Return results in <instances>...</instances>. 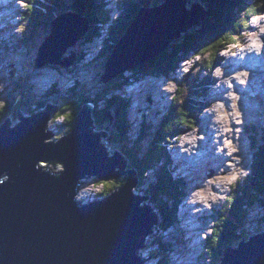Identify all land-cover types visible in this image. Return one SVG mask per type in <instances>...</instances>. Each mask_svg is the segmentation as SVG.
<instances>
[{"label": "water", "instance_id": "95a60500", "mask_svg": "<svg viewBox=\"0 0 264 264\" xmlns=\"http://www.w3.org/2000/svg\"><path fill=\"white\" fill-rule=\"evenodd\" d=\"M164 2L142 9L127 26L104 65L101 82L154 60L205 19L200 3L188 8V0ZM54 17L38 46L35 69L69 67L74 56L63 58V53L89 30L88 21L71 10ZM20 101L14 105L18 124L10 127L5 121L0 127V264H141L138 250L158 220L144 197L134 193V172L106 198L88 203L76 198L84 176L109 181L124 167L121 155L108 157L99 144L106 133L90 131L91 104L83 105L68 135L47 142L48 113L23 117ZM50 107V113L56 110ZM51 161L62 164L61 171L41 166ZM249 238L226 247L217 264H264V232Z\"/></svg>", "mask_w": 264, "mask_h": 264}, {"label": "rangeland", "instance_id": "374dc122", "mask_svg": "<svg viewBox=\"0 0 264 264\" xmlns=\"http://www.w3.org/2000/svg\"><path fill=\"white\" fill-rule=\"evenodd\" d=\"M69 1L57 0L60 6L62 4L69 5ZM122 1L123 0H118V2L115 3H110V1H108V4L110 6V8H108L106 0H90L88 3H92V5H99L100 7H102L103 10L108 12V16L106 15L102 21L98 22L99 28L101 30L99 36L94 37L93 40L88 43L82 44V46L76 44L69 46L65 50L62 55L63 58L74 56V61L69 67L46 65L37 69L34 68L33 63L37 55L38 45L42 43V38H37V42L39 43L36 45L35 35L41 34L43 30H41L40 28H34L31 25V22H33L34 20L30 19V17L26 19L27 15L25 16V14L30 10V4L27 0H8L7 2L1 1L0 85H2V87H0V92L5 89L6 86L11 83V81L22 79L24 82H27L29 85H31V91L33 92L31 93V96L33 98L37 96L41 98V96L49 89L50 85L53 83H57V88L60 89L58 90V95L67 97L70 95V92L66 90L70 86H72L74 80L79 81L81 85V88L78 92L80 94L85 92L89 94L101 93L105 88L101 86L103 85V82L100 81L101 76L99 75L102 74L104 71V64L102 65V62H100V60H95L94 58L96 57L98 52L107 44L106 43L104 45L102 41L105 40L104 42H107V37L111 40L112 35H109L111 32L108 31V27L111 23L113 24L116 20H118V16L122 14L121 9L124 7L125 0L123 2ZM167 1L169 2L171 0H166L164 4ZM246 1L250 2V0H245L242 2L246 3ZM40 2L42 7H37ZM30 3L38 10L41 9V15L46 14L50 10L49 8L53 7V0H30ZM190 5V2L188 1L187 7L190 8ZM2 8L9 10V12H12V15L6 13L5 10L2 11ZM11 8H15V10H12ZM92 9L93 8L89 7L86 11V14L92 12ZM57 11L58 10L54 11L52 19L51 17H49L50 21L53 20V17L55 16V14H57ZM71 12L73 13L74 11L71 10ZM261 15L262 14L256 17H251L247 22V25L244 27L247 28L244 30L241 29L242 32L240 34H237V43L228 46V49L230 50L234 48L232 52L225 50L224 52L221 51L217 53V57H223L224 59L222 62H226V65H229V67L234 71H237V68L235 67L232 61H229L228 59L226 61V58L237 55L235 53L239 52V50L243 48V44H241V42H244L243 40L249 38L251 39V42L249 43L252 44L254 37L251 36L250 29L260 20H264L263 17L260 18ZM240 17H244V15L242 13H238L236 18L238 19ZM221 28L222 27H219L218 29ZM27 33H29L30 35V37L27 38V41L29 42H26V40L22 41L21 38H23L24 34ZM260 33L261 31L259 32V34ZM47 34H49V31ZM256 41L260 44V48H264V36L258 37ZM239 46L240 49L237 50L238 48H236L235 50V47ZM211 53L212 51H209L202 54L200 57H190L189 59L181 62L175 72L167 76L146 75L129 85H124L114 90V93L116 95H122L124 98H128L131 101L128 112L133 126L131 127V130H129L128 136L131 141H135L138 144V138L141 133V130L143 133L146 130V126H144V123H150V125H155L158 119H160L163 113H165L166 110L169 108V106L173 102V99L176 96H181L183 99H193L194 97L202 99V105H200L199 107L201 111L196 117L195 126L187 128L182 127L181 130H179L180 136L175 140L174 146L172 144V146L174 148L179 149L180 152L183 151V153L187 157H191L190 160H188L187 167L184 168L183 171L179 170L178 167L181 165L182 161L184 160V157H182V159L180 160L177 159L180 153H178V150H175L173 152L174 149L173 147H171V145L168 146L169 149H166L169 153L165 152V155L171 158V166L172 169H174L173 173L175 178L182 182L181 186L184 187V190L187 192V194H185L184 202H182V205H180L178 208L176 218L173 219V224L175 225H172V227L169 226V229H164L162 231L159 230L160 228H157V221L152 225L150 233L146 234V236L144 237V245L142 244L143 247L139 248L137 253L140 258H144L141 264H154V261L158 264L157 260H151L156 257H150V251L152 250V247H156V244L153 242L154 236H156V234H159L161 242L165 244V248L171 251L165 252L168 253L166 254L167 256H164L165 262H169V264H176L177 261H179L180 257L178 258L177 252L175 253L173 250H179L180 254L183 255L180 258L181 262H178V264H183V262H186L187 264H211L212 262V260L208 256L209 254L204 253L206 249L204 243V236L210 234L212 230L215 231L214 227L215 224L219 222L218 219L223 218V216H228V213L225 212L222 215L219 213L216 215L215 212H220V210L223 208V203L227 195L229 196V193L236 190L235 186L233 187V185L238 180L243 182V180H245V176H240L239 174H237V179L233 181V185L231 184L232 186L228 185L227 191H223L224 188H221L220 185L217 186L216 183H213L214 188L212 193L217 194L218 201H215L216 203L213 204L212 201L209 200V207H205L204 205L202 206L203 209H206V212L204 214L206 219L203 220V214H194L192 212L193 210L188 200L190 197V193L194 192V189L197 185L198 187H200L198 190L207 187V182L210 181V176L214 174L213 159H215V154L210 145L212 142L219 140L217 137L219 133L216 132V127L208 128L210 140H207L205 135H201L198 133L193 134V131L197 129L200 130L199 127L203 126L201 125L200 120L205 119V116L208 113H212L213 111H218L220 109L227 111L224 114L223 112L220 113L219 119L222 122L226 119H231L230 114L232 116V121L228 124L227 127L224 128L226 130L225 133L229 136L226 140V144L228 146V154L230 156H226L225 158V168L228 172L227 176L231 175L235 169H240L242 171H246L247 173L250 172V163L253 153L252 140L250 139L252 135L248 132L249 128L247 126L250 127L251 125H255L264 131V92L261 91L262 89L260 87V95H258L257 97L251 95L252 93H254L252 89L260 85L257 84L254 88H246L245 92L243 93H237L232 87V82L230 79H227L223 85L217 83L216 79L219 75V67H217L218 64L214 66V69L212 66L209 68H206L207 66H205L207 60L212 59L211 55L213 54ZM263 56V54L261 56L258 54V57L261 59L262 62H264ZM185 69H187V71H185ZM187 72H191V76L188 79L184 77V74ZM233 75H235V73H233ZM204 77H208L210 84H208L207 86L202 85L201 88L203 89H199L201 93L199 92V90H197L194 93L195 96H193L192 92L197 88H192V83L194 86L195 82L201 81ZM235 77L237 79V82H240L242 80L240 78V75L238 74ZM159 85L163 87L164 94L162 92H159ZM169 85H171V88H169ZM226 87H228V90L222 95L211 94L212 90L215 88L224 90ZM108 93H112V91ZM213 95L218 96L219 98H221V100L214 101L212 99ZM20 98L21 101L19 109H21L20 107L23 102V98ZM135 98H137L138 100H135ZM3 99V97H0V106L3 103ZM231 99L233 101H231ZM37 100L38 98L34 99L33 103ZM137 104H139L140 106ZM102 105L103 104H101V106ZM33 107L34 106L32 105V108ZM255 110H257L256 113L254 112ZM53 112H56V110ZM20 113L23 117L27 115L26 112H22L21 110ZM17 122L18 118L17 120L13 121V123L15 124ZM61 122L62 118L60 117L50 120V128L54 131V126ZM92 128L97 129L96 126H92ZM57 133H59V129H56L55 133L52 134L51 138H49V140L47 141L55 142V140L58 139V137H56ZM106 136L107 135L102 137V140H104ZM192 136L196 138L197 145L200 140L207 142V145L204 146L203 150H199V152L195 153H190L189 146L191 144ZM257 138H259V136ZM150 139L151 136H146L145 139L141 141V151L143 152V154L147 149L146 145L148 144ZM262 142L263 141L261 140L260 143ZM103 144L106 146V149L110 155L116 153V149L111 147L109 144H107L106 142L104 143V141ZM232 149H235V151H232ZM237 152L241 153V159H236L234 157ZM200 157L207 159L208 164L206 165L204 172L200 170L199 174H196V169H198L199 167V161L197 160H199ZM41 164H43V162H41ZM147 167L148 170L144 176L146 179L141 187V191L138 190L137 187L134 188V193H138L139 196L145 197L142 200L145 205H147V199L150 197V190L149 192L148 190H146L147 186H151V184L156 181V175L154 173L153 166H151L150 169L149 166ZM55 168L61 170V168H57V166H55ZM129 171L130 170L127 168V163H124V167L122 169L117 168L116 172L121 173L117 177L122 176L126 179V176L128 175ZM95 177L96 176H88L82 180V184L77 189V199L88 203L91 201L90 199L95 196V193H98V191L102 190L101 184H99L98 186H93V184H95L94 182H96ZM144 190L146 192H144ZM262 198L264 200V195L262 196ZM151 204L154 203L151 202ZM184 206H186L185 208L187 209V211L181 212ZM153 207L154 211H156V218L159 220L160 215L157 213L156 207L154 205ZM263 213L264 206L262 207L261 205L256 203L249 210L246 222L241 227V229L238 230V233H240V231L242 232V230H245L246 237H248L255 233H258L259 231H264V221L260 218ZM189 214L191 216L187 217ZM197 220L198 222L194 227L193 223ZM215 233L217 234L218 232ZM200 237L203 238V241L200 247L198 248L199 240L201 239ZM197 238L199 239L197 240ZM147 247L150 248L148 249ZM158 254L160 255V257L164 255L162 252H158ZM193 254L197 255L198 257L194 256Z\"/></svg>", "mask_w": 264, "mask_h": 264}, {"label": "trees", "instance_id": "16d2710c", "mask_svg": "<svg viewBox=\"0 0 264 264\" xmlns=\"http://www.w3.org/2000/svg\"><path fill=\"white\" fill-rule=\"evenodd\" d=\"M27 1L30 4V10L25 14V16L27 15L26 19L30 17V19L34 20L31 22V25L36 29L40 28L43 30L41 34L35 35L36 45L39 43L37 42V38L41 37L43 41V37L48 33L50 26L49 17L52 18L55 10H58L57 14L64 10H72L88 20L89 30L86 36L83 37V44L99 36L101 30L98 22L102 21L106 15L108 16V12L103 10L99 5L88 3L90 0H68L70 3L69 5L62 4L61 6L57 0H53V7L49 8L50 10L44 14L45 16L41 15V9L38 10L30 3V0ZM163 1L164 0H125L124 7L121 9L122 14L118 16V20L113 24L111 23L108 29V31L111 32L109 35H112L111 40L108 37L107 39L105 38L107 42L102 43H104V45L107 44L105 46L102 44L104 47L98 52L94 59L100 60L102 65H105L115 43L124 34L127 26L137 18L139 12L145 8L158 6ZM188 1L190 4L200 3L202 5L205 11L204 21L184 31L179 38L172 41L168 48L160 53L154 60L128 69L109 82L102 83L103 85L101 86L105 89L101 93L89 94L85 92L80 94L78 92L81 85L79 81L74 80L72 86L66 90L70 92V95L67 97L59 96L58 90L60 89L57 88V83H53L41 98L39 96L33 98L31 96V93H33L31 91V85L24 82L22 79L11 81V83L0 92V97L4 98L0 106V127L5 121H8L9 125L15 124L13 121L17 120L18 116L15 113L14 105L17 103L19 97H22L23 102L20 108L22 112L27 113L24 117L30 118L39 114L48 113L47 124L50 117V120L57 117L62 118V122L56 125L59 129V133H57L56 136L58 137L57 140L69 134L74 126L76 116L81 111L83 105L86 103L91 104L93 106L91 112L93 118L92 126H96L97 129L89 127L90 131L94 134L101 133V130L102 132L106 131V138L102 140L100 136L99 144L105 150L108 157H113L115 154L122 156L123 164L127 163V168L133 171L136 176V187L138 190L141 191V187L146 179L144 176L148 170L147 166H149V169L153 166L156 181L152 183L151 186H147L146 190H148V192L150 190V197L147 201H149L150 204L151 202L154 203L149 206L154 209V205L157 209V213L160 215L158 228L161 230L169 225H175L173 224V219L176 218L178 208L182 205V202H184L185 194H187L184 187L181 186L182 182L172 175L174 170L171 166L172 161L171 158L165 155V152H168L166 149H169V145H171V147L174 146L175 140L180 136L179 130H181L182 127L187 128L195 126L196 117L201 111L199 107L202 105V99L195 97L193 99H183L181 96H176L169 108L163 113L162 117L158 119L155 125H150V123L145 124L143 122L144 126H146V130L144 133L141 130L138 144L135 141H131L128 136V132L133 126L128 112L131 101L128 98H124L122 95H116L114 90L124 85H129L131 81H137L146 75L167 76L175 72L181 62L190 57H200L202 54L209 51H212L211 54L213 55H211L212 59L207 60L205 63V66H207L206 68L211 66L214 67L216 64L222 63L224 58L217 57V53L221 52L223 48H228L229 45L236 44L238 39L237 34L242 32L241 29L244 30L247 28L244 27L247 25L249 19L264 12V0H250V2L246 1V3L242 2L245 0ZM38 6L42 7L41 2L37 7ZM89 7L93 8L92 12L86 14ZM238 13H242L244 17L237 19L236 16ZM219 27L222 28L218 29ZM29 33L24 34L23 38H21L22 41L26 40V42H29L27 41V38L30 37ZM190 76L191 72L184 74V77L187 79L190 78ZM208 77H204L201 81L195 82L194 86L192 83V88H197L192 92L193 96H195L194 93L197 90L203 89L201 88L202 85L207 86L210 84ZM110 91H112V93H108ZM199 92L201 93L200 90ZM37 98L38 100L33 103V100ZM101 104L103 105L101 106ZM32 105L34 106L33 108ZM50 105H54L56 112L52 114L49 112L51 108ZM107 112L111 113L112 119L107 115ZM247 127L249 128L248 132L252 135L250 139L252 140L253 153L250 163V172L244 177L245 180H243V182L238 180L234 185L232 184L233 187L235 186L236 190L229 193V196L227 195L220 212H215L216 215L218 213L222 215L225 212L228 213V216H223V218L218 219L219 222H217L214 227L215 231L212 230L204 239L206 246L204 253L209 254L208 256L212 260L211 264L219 263V259L223 256L226 247L238 245V243L252 236L246 237L245 230H242V232L240 231V233H238V230L244 225L249 210L256 203L262 207L264 206V200L262 198L264 195V131L255 125ZM146 136H151V139L146 145L147 149L143 154L141 151V141H143ZM258 136L259 138H257ZM261 140L263 141L262 143H260ZM103 141L116 149V153L110 155ZM49 163L52 165L47 168L53 172H55V170H53L55 166H62V164L57 162L51 161ZM115 173L117 172L115 171ZM118 175L117 173V175L108 182H103L95 177V186L99 184L102 186V190L95 193V197L106 198L112 191L123 185L126 182L127 176H129L127 175L125 179L122 176L117 177ZM144 192L146 191L144 190ZM260 218L264 221V213ZM215 232L218 233L216 234ZM263 232L264 231H259L258 233ZM153 240L157 246H151L152 250L150 251V255L159 259L158 264H165L164 256H167L165 253V244L161 242L159 234H156ZM158 252H162L164 255L160 257Z\"/></svg>", "mask_w": 264, "mask_h": 264}, {"label": "bare ground", "instance_id": "6f19581e", "mask_svg": "<svg viewBox=\"0 0 264 264\" xmlns=\"http://www.w3.org/2000/svg\"><path fill=\"white\" fill-rule=\"evenodd\" d=\"M1 1H4V2H7L8 0H0ZM13 4V3H12ZM5 10L6 13H8L9 15H12L9 10H6V9H3L2 8V11ZM3 13V12H1ZM74 14L76 12H73ZM263 17L264 18V14H262L260 16V18ZM264 27V20H260L258 23H256L255 25H253L251 27V36L254 37V40L256 41L258 39V37L260 36H264V32H260V29ZM248 31V30H247ZM243 48L246 49L245 51H242L241 53H248L249 50H252L250 48L251 47V44L249 42H251V39L247 38L245 40H243ZM257 50V49H256ZM83 51V50H82ZM252 53V52H251ZM254 55L255 54H259L260 56L263 54L264 55V48H260L258 50V52L256 53H253ZM264 57V56H263ZM229 61H232L233 64L235 65V67L237 68V71L231 69L229 67V65H226V62L225 63H220L217 65V67H219V75L217 77V83H220L221 85L224 84V82L227 80V79H230L231 82H232V87L234 88L235 92L237 93H243L245 92V89L246 88H254L257 84L260 85H264V70L262 69V67H264V62H263V65L262 67H255L254 69H251V71H255V72H252L250 74H248V71L246 68H243L239 65V63L236 61V59H234L233 57H228L227 58ZM226 59V61H227ZM233 73H235V75H233ZM240 75V78L244 81V83H240V82H237V79L235 76ZM258 88V93L257 92H254L252 93L251 95H253L254 97H257L258 95L261 94V92L259 93V89H260V86L257 87ZM228 90V87H226L224 90H220L219 88H215L212 90L211 94H217V95H222L224 92H226ZM262 91V90H261ZM159 92H162L164 94V89L161 85H159ZM214 101L216 100H221V98H219L218 96L216 95H213V98H212ZM135 100H138L137 98H135ZM231 101H233L231 99ZM139 105V104H137ZM216 105V104H215ZM140 106V105H139ZM214 112V113H213ZM212 113H208L206 116H205V119L201 120L200 123L201 125L203 126H200V130H195L193 131V134H201V135H205V137L207 138V140H210V134L208 133V128H214L216 127V132L219 133L217 135L218 137V141H214L211 143V148L215 154V159H213V163H214V174L212 176H210V181H214L217 177H224V176H227L228 175V172L226 170V156H230L228 153V146L226 144V140L228 139V135L225 133L226 130L224 129L225 127L228 126V124L232 121V116L230 114V117L231 119L229 120H224L223 122L219 119V116H220V113L223 112V114L225 112H227L226 110H218V111H213ZM230 112V111H229ZM255 113L257 112V110L254 111ZM261 113V111H260ZM51 135L52 133L50 134V136L46 139L49 140V138H51ZM48 142V141H47ZM207 145V142L206 141H202L200 140L198 145H197V140L195 137L192 136V140H191V144L189 146V150H190V153H195V152H199V150H203L204 146ZM193 148V149H192ZM175 150H178V149H174L173 152ZM170 151V150H169ZM169 153V152H167ZM246 153V151H245ZM236 159H241V153L240 152H237L234 156ZM198 163V169L197 170V173L196 174H199V171L202 170L204 172L205 168H206V165L208 164L207 163V159H204L203 157H200ZM202 172V174H203ZM207 182V189L209 191H213V183H210ZM198 184V183H197ZM221 188H224L225 186L223 184L220 185ZM200 187H198V185L196 186V188L194 189V192L196 190H198ZM194 192H191L190 193V197H189V204L191 205L192 207V212L194 214H203V220L206 219V217L204 216L205 212H206V209H203L202 206L203 204L199 203V202H193L192 201V194ZM216 197H217V194L215 193ZM215 201H218V198L215 200ZM213 202L212 203H216V202ZM186 206L183 207V209L181 210V212H186L187 209L185 208ZM200 207V208H199ZM188 208V207H187ZM192 214V213H191ZM191 215H188L187 217H189ZM194 226V225H193ZM195 227V226H194ZM199 238H197L198 240ZM144 259V258H143ZM143 260H141L142 262ZM178 262L180 261H177L176 264H178ZM183 264H187L186 262H183Z\"/></svg>", "mask_w": 264, "mask_h": 264}, {"label": "clouds", "instance_id": "9594fccd", "mask_svg": "<svg viewBox=\"0 0 264 264\" xmlns=\"http://www.w3.org/2000/svg\"><path fill=\"white\" fill-rule=\"evenodd\" d=\"M260 31L261 32H264V27H262L260 29ZM77 45H79V43ZM251 47L259 50L260 44L253 39L252 44H251ZM126 71H124V72H126ZM185 71H187V69H185ZM240 82L241 83H244L243 80H241ZM0 87H2V85H0ZM169 88H171V85H169ZM50 119H51V117L48 120L50 121ZM58 124H56V125H58ZM56 125L54 126V131L52 130L53 131L52 134H54L55 131H56V129H58L56 127ZM48 127L50 128L49 122H48ZM50 130H51V128H50ZM52 142H54V141H52ZM232 151H235V149H232ZM43 163H44V165H47V167L48 166L51 167V165H52L51 163H47V162H43ZM57 168H61L62 169L61 166H57ZM53 170H55V172H58L59 169L54 168ZM59 171H61V170H59ZM237 174H239L240 176H246V175H248V173L246 171H242L240 169H235L232 172L231 175L224 176V177H217L214 181H210V183H216L217 186L223 184L225 186L224 189H223V191H227L228 190V185H231L233 183V181H235L237 179ZM79 181H81V179ZM216 199H217L216 195L213 194L211 191H209L207 188L197 190V191H195L192 194V201L193 202H199V203L203 204L205 207H209V204H208V201L209 200H211V201L214 202Z\"/></svg>", "mask_w": 264, "mask_h": 264}, {"label": "snow or ice", "instance_id": "6c2138e0", "mask_svg": "<svg viewBox=\"0 0 264 264\" xmlns=\"http://www.w3.org/2000/svg\"><path fill=\"white\" fill-rule=\"evenodd\" d=\"M0 183H2V181H0Z\"/></svg>", "mask_w": 264, "mask_h": 264}]
</instances>
